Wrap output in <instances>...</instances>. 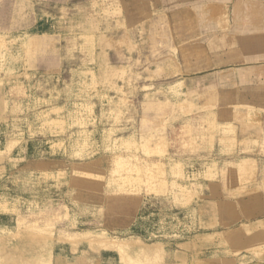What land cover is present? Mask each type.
I'll use <instances>...</instances> for the list:
<instances>
[{"label":"rangeland","instance_id":"374dc122","mask_svg":"<svg viewBox=\"0 0 264 264\" xmlns=\"http://www.w3.org/2000/svg\"><path fill=\"white\" fill-rule=\"evenodd\" d=\"M41 10L61 42L0 32V264H264V0Z\"/></svg>","mask_w":264,"mask_h":264},{"label":"crops","instance_id":"0c3cea01","mask_svg":"<svg viewBox=\"0 0 264 264\" xmlns=\"http://www.w3.org/2000/svg\"><path fill=\"white\" fill-rule=\"evenodd\" d=\"M90 3L97 0H0V32L9 33L13 38L21 37L25 38L28 43V37H39L44 45L59 43V35L51 33L47 30L49 26L48 19H44V16H40L39 11L42 7H54V8H70L82 5L84 3ZM42 11V10H41ZM188 11V9L186 10ZM19 35V36H17ZM222 40V38H220ZM228 39V38H227ZM226 37L223 38V45L221 49L209 51V47L206 45L207 53H212L211 60L208 61L211 67H220L222 65H237L246 59L244 56L235 54L234 52L228 53L230 48L235 47V41ZM57 47V46H56ZM233 48V50H234ZM54 49V50H53ZM50 51L55 52L56 59L60 56L59 50L53 48ZM251 67L245 70H241V74L249 73L253 74V64H249Z\"/></svg>","mask_w":264,"mask_h":264}]
</instances>
